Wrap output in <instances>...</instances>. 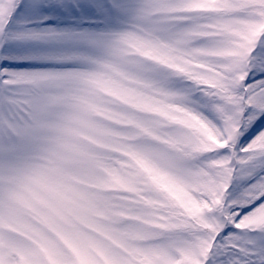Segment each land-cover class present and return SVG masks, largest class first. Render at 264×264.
<instances>
[{"label": "snow or ice", "instance_id": "1", "mask_svg": "<svg viewBox=\"0 0 264 264\" xmlns=\"http://www.w3.org/2000/svg\"><path fill=\"white\" fill-rule=\"evenodd\" d=\"M0 264H264V0H0Z\"/></svg>", "mask_w": 264, "mask_h": 264}]
</instances>
